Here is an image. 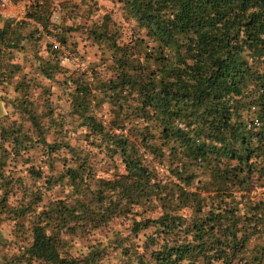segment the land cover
<instances>
[{
    "label": "trees",
    "instance_id": "16d2710c",
    "mask_svg": "<svg viewBox=\"0 0 264 264\" xmlns=\"http://www.w3.org/2000/svg\"><path fill=\"white\" fill-rule=\"evenodd\" d=\"M57 1L0 15V264H264V0Z\"/></svg>",
    "mask_w": 264,
    "mask_h": 264
},
{
    "label": "built area",
    "instance_id": "2783aa9c",
    "mask_svg": "<svg viewBox=\"0 0 264 264\" xmlns=\"http://www.w3.org/2000/svg\"><path fill=\"white\" fill-rule=\"evenodd\" d=\"M30 3V0H23L18 3H13L11 0H0V15L4 18H13L16 21L19 19L24 18V12L26 5ZM58 1L54 0L53 5V17H58ZM37 28L42 31V26L39 23H35ZM43 40L47 43L54 44L57 47H61V45L54 40L51 36L46 35L43 37ZM62 48V47H61ZM64 56H63V63H76L80 62L79 57L74 53L70 52L69 50L63 48ZM84 66V63L82 64ZM99 115L102 116L104 119L107 117V114L104 112H99ZM258 125V122H256Z\"/></svg>",
    "mask_w": 264,
    "mask_h": 264
},
{
    "label": "rangeland",
    "instance_id": "374dc122",
    "mask_svg": "<svg viewBox=\"0 0 264 264\" xmlns=\"http://www.w3.org/2000/svg\"><path fill=\"white\" fill-rule=\"evenodd\" d=\"M104 13L109 14L115 20H119L121 14L119 10V3L112 2L111 0H98L95 19L100 17ZM91 50L94 51V49ZM92 51L90 52L91 57H92ZM3 227L5 231H9V227H7V225H4Z\"/></svg>",
    "mask_w": 264,
    "mask_h": 264
}]
</instances>
